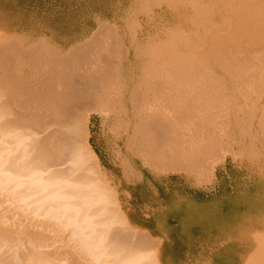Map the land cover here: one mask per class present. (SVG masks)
I'll return each mask as SVG.
<instances>
[{
  "label": "rangeland",
  "instance_id": "374dc122",
  "mask_svg": "<svg viewBox=\"0 0 264 264\" xmlns=\"http://www.w3.org/2000/svg\"><path fill=\"white\" fill-rule=\"evenodd\" d=\"M0 1L3 2V4L7 3V1H3V0H0ZM15 1L17 0L9 1V5H13V4L17 5L18 3H16ZM159 1L160 0H112L113 5H116V7L109 9V11L107 12V15L111 20L110 23L112 22L111 24L115 26V28L112 29V33H111L113 34L114 32L115 34L113 35L115 36L114 37L112 36L113 38L108 36L109 39L107 41L109 42V44L112 45V46L110 45V47H113V48L112 49L108 47L106 48H108L107 50H109V53L111 54V55H108L107 57L109 56L113 57L114 53H115L114 56L115 55L116 56L113 57V59L112 57H109L112 60L108 58L109 60L107 59L108 61H106V63L108 64L110 63L111 65L110 74L113 75L115 73L113 75L114 79L112 80V82L106 80V82L109 83V87L111 86L110 88L107 87L108 85L107 86L105 85V82L104 83L101 82V84L98 83L96 86H94L96 88V90L94 91L93 89L94 87H88L85 85L86 79H84L85 77L81 76L79 73H78V76L76 75L75 78L73 77L76 80V81L74 80V82H76L77 84L75 85L73 83V79L71 83L72 86L75 85L73 86L74 89L71 86L73 89L72 93H75V96L72 93H70L72 89L69 90L66 83H64L66 85L65 87L62 81H58V83L56 84L57 88L55 87L54 88L55 90L60 91V92L61 90L62 91L65 90L67 91V93L70 91L67 94L68 99H66L65 103L63 104L64 108L66 107L65 110L69 109L70 112L68 113H70V115L72 113L73 114L75 113L73 115L74 117L76 115L81 117V118L77 117V120L81 119L84 122L86 129H88L87 130L88 132L86 133V138H85L86 140L85 139L83 140L87 141L88 143L90 142L89 144L91 145V147L93 148L95 147L96 150L101 153V158L105 159V162H103L104 163L103 173L106 179L109 181V184H111V186L109 187L113 190V193H112L113 196L115 198L119 197L121 200V204H122L123 195H124V201H125V194L129 193L126 196V200L130 201V203L128 201H125V204L128 207L130 214L134 218V223L135 221H137V224H138L137 227L145 231L147 235H152L153 239L150 240L149 243H156L155 244L156 246L160 245L159 252H160V255H162L164 264H194L193 257H194L195 245H197L201 249L200 252H198V255H200V261L203 264H227L224 258L226 257V255H228V252L231 251L232 248L233 249L237 248L240 251V255H241V257L239 255V259H241L240 262L242 264H245L247 258H249L251 254L250 250L254 247L255 248L252 249L253 251H255L254 253L255 257H253V260H254L253 264H264V231H263L264 226H262L264 225L263 217L259 218L261 220H257V222H253L252 224L251 223L247 224L246 227H244V225L242 224H239L238 225L239 227L236 226L231 231V235H232L231 239L227 238L224 241L221 239V235H219L220 242L210 249L208 242H210L211 244L210 239L214 240L213 238L216 236V235L211 236V230L213 226L212 223L216 220L217 217L208 219L206 215L210 211L208 210L207 212L205 209V208H208L212 211L214 210L220 211L217 213L219 216V222H220V232L225 233V225L228 222V217L231 214H233V212L239 209V198L241 197L242 191L247 192L246 179L244 182L245 185L242 186L240 181L237 179V175L246 174L245 175L246 178L250 180L252 177L256 178L257 182L262 187L264 185V136H263L264 135V123H263L264 122V84H263L264 83V72H263L264 71V57H263L264 52H262L264 51L263 49L264 38L261 40L262 37H260L259 40H257L259 36L255 35V36H258L256 37V41L254 40L249 41V42L246 41L245 44L243 43L244 40H242L240 41V46H239L240 49H237L238 47H236L235 49L237 50H235L233 46H237L236 43L239 44L237 41L236 43H234L235 45L233 44V46H231L232 49H234V51L230 47L229 49L230 53L229 51L227 52V54L228 55L230 54V56L224 59L225 61L223 64L218 65V63L214 59H210L206 56L208 54L211 55V50L213 49L212 47L214 46V44H212V39H214L216 36L213 34V38H212V33H216V32L219 34L221 33L220 34L221 36L222 35L225 36L224 34L225 32L228 34V31H230L232 29L231 27L233 26V25L231 26L230 24H232L233 22H237L238 20L234 18V20L236 21L232 20L233 21L232 22L231 15L234 11H237V12L239 10L242 11L243 9L242 4H246V5L249 4L251 7L250 8V7L245 6L246 9H244L242 12L245 11L247 13L248 9L249 10L254 9V12H252V14H257V15H252V16L257 17V20L256 19L254 20L253 18H251L250 13L249 14L243 13V14L246 15L247 17L249 15L250 17H248V19L249 18H251V20L253 19L256 23V26L257 24H259L258 21L260 22L264 21L262 19L264 18V9L259 8V5L262 4L263 1L260 2L261 0L260 1L255 0L257 2H260V4L258 5V8L260 9V11L263 10L262 13H259V10L256 8L257 6L255 7L257 3H255L254 6H251L250 3H252L253 5L254 3L253 0L251 2H248V0H234L233 6L231 3L232 0L230 1L229 0H213V2L211 0H210L211 2H209V0H203V1L202 0H195V1L194 0H187V1L181 0L183 2H181L180 0H161V2ZM176 1L177 2L179 1L183 4L179 2L177 3ZM206 1L208 2L206 3ZM214 1L216 2V4ZM219 1L221 2L219 3ZM91 2L92 0H80L77 3L80 6H83L85 3H91ZM193 2L194 4L195 3L196 4L191 5V3ZM240 2H243V3H240ZM211 3L212 5H210ZM208 4L210 6H208ZM229 4L231 5V7L227 8ZM237 6H239L238 9H237ZM220 7L222 9H220ZM213 8H214V12L216 11V13H213V11H211L213 10ZM198 9H200L201 11H199ZM195 10H197V13ZM207 10L208 11L210 10L209 13L211 15L208 13ZM206 11L208 14L206 13ZM226 11L231 13V14L229 13L230 16L228 15ZM199 13H200L199 17L198 15L196 17V14H199ZM235 13H234L235 17L240 14L238 18L241 19L242 23L244 22L243 17L244 19L247 18L243 16L242 13H239V12H238L239 14L238 13L235 14ZM213 14H215L216 16L214 15L215 17H212ZM258 14H259V17L261 16L260 18H258ZM207 15H210V16H207ZM234 15H232V17H234ZM241 15L243 16L242 18H240ZM228 16H229V20L224 21L228 19V18L226 19V17ZM203 18L204 20L209 19L207 20V24H206V21L203 20ZM95 19L101 22V20H99V17ZM249 20H246V21L251 22ZM99 22H98V25H99ZM226 22L227 23L229 22V24H227ZM241 22L240 24H242ZM202 23L203 24L205 23L204 24L205 26ZM247 23L245 24L246 26L243 25L244 23L242 25L245 26L246 28H248L249 26V28L251 29L249 30V32H253L256 30L257 32L261 31L262 33L261 32L259 33L263 34L262 36H264V33H263L264 30H260L263 27L262 25L264 24V22H261L262 27L259 24V27H261L260 29L258 26L257 28L254 27L255 23L253 25L251 24L248 25ZM102 24L104 23L102 22ZM240 24L236 23L235 25L238 27V25L241 26ZM235 25L234 27L236 28ZM243 26L241 28L244 29ZM241 28L240 29L236 28V30L237 31L241 30ZM207 30L210 33L209 35L207 34L208 33ZM244 31H241V32L243 33ZM246 31L248 30L246 29ZM234 32H235V29H234ZM241 32L238 33L239 35L237 34L239 38L242 36ZM249 32L248 34H245V38L247 36L249 37L251 36L250 39H255L253 35L256 33L254 32V34H249ZM227 34L226 36H229L230 38L231 36L233 37V35H227ZM210 36L211 38H209ZM234 37H236V35ZM231 41L235 42V39L233 38ZM157 42L159 43L162 42L163 44L162 43L161 44L163 46L158 44ZM155 43H157L158 45ZM106 46L108 45L106 44ZM158 46H160V48H157ZM161 46L162 48L163 47L166 48V49H163L165 52L162 51ZM243 46H246L245 48L246 50H248L247 51L248 54H246V50L245 51L241 50L242 48L244 50ZM113 49H114V52L112 51ZM155 49L158 52H156ZM175 49L176 50L178 49V50L176 51ZM259 49L261 50L263 49V50L260 51ZM104 51L105 50L103 49V53ZM193 51H198V52L201 51V53H198V52L195 53ZM205 51L207 53H205ZM240 51L241 53H239ZM142 52L144 54H142ZM197 53L199 54L198 56H197ZM242 53H243V56L241 57ZM1 54H0V59H1L0 64L2 63L8 66V74H10L9 73V70H10L11 73L14 72V74L16 73L15 75H18V79H17V76L14 78V75H13V77H11V80L15 79L13 82L17 81L16 83L18 85L22 83L21 82L22 80L28 82L29 81L28 79L31 77L28 76V79H27L26 76L27 74L29 75V73L32 76L31 69H33V67H35L34 69H36L38 62L35 61L33 58L32 60L28 58L29 61H24L25 59H23L24 61L23 63V61H21L22 60L21 58H25V57H23V55L21 56V53L20 55L18 53L19 57H15L16 58L15 61H13L14 57L13 59H11V57L10 58L8 57V60L6 57H4L6 58V61H7L6 62L3 59V56ZM249 55L250 56L252 55V57H250ZM201 56L205 58H202ZM170 57H172L173 59ZM174 57L175 58L179 57L181 61L179 60L180 62H177V58L175 59ZM230 57L233 58L234 62L232 58L230 59ZM191 59L195 60L198 63L197 65L195 64L196 66L193 65L195 66V68L188 67L190 66L189 62H195ZM247 59L248 61H245ZM168 60H170L171 62L172 60L174 61L170 63ZM250 61L252 62L250 63ZM8 62L10 63L7 64ZM183 62L188 66L184 64L186 68L184 66V69L182 68L183 69L182 71L187 70L189 73V70L193 69L191 73L193 74L195 73V75L190 76V74H187L190 76L187 79L189 81H187V83L186 81H184V83H186L184 84V89H187L188 92L184 91L183 93L182 92L184 90L183 88H182V91L180 90L181 93H178L179 92L178 90L177 92H174V93L183 95L182 98L179 95V98H181L179 99L177 97L178 94H176L177 96L173 93L170 94V92H173V90H170L169 88L171 87L172 89V87L174 86V83L176 82V79H175L176 75L180 77L185 76L184 78L188 77L186 76L185 73H184L185 75L180 74V73H183L182 71L177 74L174 71L175 66L177 68H181V66L178 63L183 64ZM209 62L211 63V66ZM212 64L213 66H216L217 68L216 67L214 68ZM203 65L206 66V69ZM166 66H169L172 69L170 70L169 67H167L168 68L167 69ZM160 67L162 69H160ZM201 67L203 68V70ZM116 68L117 69L119 68L118 72ZM194 69H197L195 70L196 72L194 71ZM227 69L229 70L227 71ZM236 69H239V71H236ZM168 70L171 71L173 74L175 73L174 76ZM233 71H235L236 74H233ZM0 72L2 73V74L0 73V89L8 86L6 89L4 88L2 89V91L6 95H4L2 92L1 93L4 95L3 97L7 96V99L5 97L2 99L5 103H3L2 101L1 102L7 108L9 104L12 105V106H9V108L11 109V110L9 109V112L13 114V116L9 117V119H12L14 116H17V115H22L21 112L23 111L21 110L26 111V109L28 108L27 103L31 104V101H28L29 99L34 101L32 102L30 106H39L40 102L39 100L37 101V97H40L43 95L37 94V90L35 88L37 87L36 85L35 86L28 85V84H24L25 83L24 82L23 83L24 85L23 84L20 85L22 87V91H21V88L18 85L16 87L15 83H12L10 81V83H12V86L14 84V88L16 87L17 89L16 91L15 89L13 91V87L9 86L8 83L6 84V86H4L5 84L3 85L4 83L3 79H5V77L3 76L5 75L3 73L5 72L3 71V66L0 69ZM197 72L200 75L199 74L197 75L196 74ZM249 72L250 73L252 72V73L250 74ZM170 74L173 77L169 76ZM205 74L211 76V80H208L206 84L205 83L203 84L204 80L203 81L201 80L202 83L200 81H195L197 78L198 79L203 78L202 75H205ZM1 76H3V78ZM24 76L28 81L25 78H23ZM145 76L151 80V82L149 81L148 84H147L148 82L147 78H145ZM40 77L36 78L38 79V82H36V84L37 83L40 84L39 83ZM143 77L146 80H144ZM153 79L154 80L156 79L155 80L156 82ZM171 79L174 80V82ZM190 79H192L191 82H190ZM165 80H168V81L171 80L173 84L169 86L170 84L168 85V81L166 82ZM144 81H146V85ZM163 82L167 84V86L166 87L164 86V88L162 87ZM81 83L83 85L82 87H83L84 92L81 93L79 91L80 92L79 93L77 91L80 90L79 85L81 86ZM176 83H178V81ZM211 84H212V87L214 88L216 87L215 89L218 91L217 93L219 94L221 93L220 95L216 94L215 93L216 91L213 92V90L215 89L212 90L211 94H210V91L206 90L205 92L204 86L211 85ZM217 84L219 86H217ZM152 85H155V86L150 88ZM156 85H157V88H156ZM54 86H55V83H54ZM76 86L77 88H75ZM64 87L66 89H64ZM220 87L222 88L221 91L219 90L221 89ZM101 88H103V90ZM106 88L110 89L109 91H112L111 92L112 94L110 95L111 97L109 98L110 101L108 102H104V99H105L104 97H106L105 95L107 94V93L105 94V90L107 91ZM18 89L21 92H17L19 91ZM162 89H165V91L167 89V91L165 92L166 94H163L161 92ZM34 90H36V92ZM98 90L100 91V93ZM28 91H33L32 93L34 95ZM85 91H89V92H85ZM159 91L161 93H159ZM13 92L17 93V95L13 94ZM156 92H158V94H156ZM185 92L189 93V95L186 94ZM18 93L20 96L18 95ZM87 93L89 94L92 93V95L90 96L91 98H89V94ZM24 94L26 95L24 96ZM27 94L29 95L27 96ZM47 94L46 93L44 94L47 96V98L46 96H44L46 99L51 98L52 100L56 96L54 95L55 92L53 94L52 93H47ZM69 94H71V96H74L76 98H73L71 96L69 97L68 96ZM81 94H83L82 97H81ZM191 94L193 95V97L196 94L195 99H194L195 101L192 100V98H191L192 102L189 100L191 97ZM9 95H10V100L8 98ZM163 95H164V98L166 97L165 99L163 98ZM57 96L59 95L57 94ZM100 96L102 97V99L103 98L104 99L100 100ZM218 96H220L221 98ZM11 97L14 99H11ZM157 97H159L160 99L158 98L159 99L158 100ZM185 97L186 99L188 98L187 99L188 101L185 100ZM15 98H17L18 100ZM87 99L90 101V103L88 102ZM12 100H14L13 103H11ZM77 100L78 101L80 100L78 104L80 103L81 105L74 103V101L76 102ZM81 101L83 102V104L84 102L85 103L87 102L88 104L86 103L83 105ZM184 101L188 103L187 106L191 103V105H189L188 111L185 107L180 108L181 104L184 105L185 103ZM6 102L8 105L6 104ZM96 103L98 104L95 105ZM111 103H113V106ZM193 103H195V107H193L194 105ZM14 104L16 106H14ZM25 104L27 105V107H25L26 109H24ZM40 105L41 106L38 108L27 109V111L29 110L28 112H30L31 114L37 113V115L39 111L40 116L43 113L45 114L47 113V115L50 114L49 116H51L52 111L47 106L43 108V105L41 103ZM72 107L74 108V111L72 110ZM46 108L49 111V113L48 111H40L44 109L46 110ZM94 108H96V110ZM36 109L38 111H35ZM143 109L145 110L143 112L144 115L146 114L149 115V113H153V111H154L153 113L154 115L156 113L157 115L158 113H162L163 114L161 115L162 117L166 115L164 117L166 121L165 120L164 121L166 125H169L170 123L169 127L166 126L167 129L165 130V131H168L169 129L170 130L169 133L162 131L164 134L166 133L164 137L161 136L162 138L160 139L156 137L158 136V133L163 134L162 132H158V133L156 132V135L154 134L155 137L157 138V140H155L154 143L156 141L157 142L154 144L155 145L154 150L152 151H154L157 156L155 154L152 155V153H150L146 145L143 144L140 139L141 135L139 134L141 133L138 132L139 127L137 125L141 123L142 121V118H143L142 110ZM182 109L183 110L185 109L187 112L185 111H183L184 113L181 112ZM65 110L64 111L62 110V113L63 112L66 113ZM178 110L180 111V113ZM40 112H43V113H40ZM25 114H28V113H25ZM170 115H172L173 117ZM167 118L171 120L169 123H167V120H168ZM178 118L179 119L182 118V122L181 120H177ZM172 121H174L173 125L175 122L179 121L177 122L178 124L175 125L176 127H174L176 129L179 126L177 129H180V130H178L177 133H176L177 129L176 131H174L173 130L174 128H172L171 126ZM185 121L187 123H185ZM179 124L181 125V127ZM51 127H46V132L41 133L40 137H44V135H47V133H49L52 130L54 131L57 129H62V126L60 125H53ZM181 129L183 130V132ZM194 130L198 134L201 132L203 136H201L200 135L201 133H200L198 137V134L194 133ZM179 133L181 135H179ZM167 134H169V136ZM154 135H152V137ZM158 137H160V135ZM169 137L172 139H168ZM174 137L177 143L175 141L173 142ZM188 137L190 138V140ZM198 140L200 142L199 145H198L199 143ZM204 141H207V143L209 142L208 143L209 145L205 143ZM157 143L160 148L156 146ZM169 143L172 145H170ZM190 143H192V145L195 144L194 148ZM202 143L205 144L203 145L204 152L205 153L207 152V153L205 154L206 156L203 153L202 154L204 156L203 155H200V156H203V158H205L206 161L201 159V157L199 158L198 154H200V151H197L198 149L203 151L202 150L203 148H200ZM187 144H189L190 146ZM206 144L210 146V149L207 148L208 150H206V147H207ZM145 148H147V150ZM190 150L191 152L194 153L193 154L194 159L191 157L192 161L190 160L189 162L185 160L186 157L184 158V156L188 154ZM230 150L232 153L230 152ZM208 151L210 153H208ZM147 154H150L151 156L148 155L149 157H147L146 159ZM210 154H212V158ZM154 155L155 157H153L154 158L153 159L152 156ZM196 155L199 158V159L197 158V160L195 157ZM150 157L152 159L151 162L149 160ZM176 157L178 160L176 159ZM213 157H215L214 160H213ZM159 159H161L163 162L166 161L165 164L167 162H168L167 164H170V162H173V161H177L181 163L183 162V164L179 163L180 164L179 167L176 164L175 166L171 165V167L169 165L171 169L164 167L163 164H161V167H160L161 160ZM202 160L204 163H208V164L202 163ZM191 163H193V165H191ZM189 166L192 168H190ZM186 167H189L190 169L189 168L186 169ZM242 168L245 169V172L238 173L242 170ZM257 187H258L257 185H253L254 189H256ZM2 199L3 198L0 197V201H1L0 205L2 204L1 205L2 207L0 206V209H1L0 219H2L1 220L2 222L6 221L5 225L7 228H11V229L18 228V240L20 241L21 239V241H25V244L22 246H30L31 240L41 243L39 245L41 251L47 253L51 257V260H53V262L55 261L54 264H92L90 260L87 259L88 256H85L82 253V251L78 249V246L76 245V243L72 239H70L71 235L68 230L64 231L63 227L61 228V226H58L54 221L48 222V221H44L41 218L33 219L32 217H29L26 213L24 215V212L19 209L17 211L14 208L13 204H11V202L9 206V201H7V199H6V202H5V199L4 201ZM206 203L208 204L205 205ZM199 204H201L200 207H198ZM11 205L13 209L11 208ZM8 207L11 208L12 211ZM229 208L231 209L229 210ZM13 211L15 212L13 213ZM237 212H239V210ZM10 213L12 214V217ZM16 217L18 219V226L17 225L13 226V223H14L13 221L16 219ZM150 231H152V234H150ZM19 241H18V245L21 243V241L20 242ZM11 242L12 244L15 243L13 240H11Z\"/></svg>",
  "mask_w": 264,
  "mask_h": 264
},
{
  "label": "bare ground",
  "instance_id": "6f19581e",
  "mask_svg": "<svg viewBox=\"0 0 264 264\" xmlns=\"http://www.w3.org/2000/svg\"><path fill=\"white\" fill-rule=\"evenodd\" d=\"M3 1H7V3L3 4V2L0 1V52L2 51L1 52L2 54L1 53L0 54L3 56V59L5 61H6V58L8 60V57L9 58L11 57V59H13V57H14L13 61H15V59H16L15 57H19V55L21 53V56L23 55V57H25V58H21L22 59L21 61H23V59H25L24 61H29L28 58H30V60H32V58H33L35 61L38 62L36 69H34L35 67H33V69H31L32 70V76L30 75L29 72H28L29 75L27 74V76H26L27 79H28V76L31 77L28 79L30 82L24 76L23 78H25L28 82L22 80L21 81L22 83H20L19 85L16 83L17 81L13 82L15 79L12 78L13 80H11V77H13V75H14V78L17 76V79H18V75H15L16 73L14 74V72H12L13 73L12 74L10 72V70H9L10 74H8V66L1 63L0 69L3 66V71H5V72H3L5 74V75H3L5 77V79H3V81H4L3 85L5 84L4 86H6V84L8 83L9 86L13 87V91H14V89H15V91L17 90L16 89L17 85L21 88V91H22V87L20 85H22L24 82H25L24 84L33 85V86L36 85L37 87H35V88L37 90V94L43 95V96L37 97V101L39 100V102L43 105V108L45 106H47L52 111V114H51V116H49L50 114L47 115V113L45 114L43 112H40V113H43L40 116L39 111L37 109L35 111H38V115H37V113L31 114L30 112H28L29 110L27 111V109L38 108L41 105L39 103V106H30L32 104V102H34V101L27 99L28 101H31V104L27 103L28 104L27 109L25 108V107H27V105L26 104H25L26 106L24 105V109H26L27 112L24 110H21V111L28 113V114L21 112L22 115H17V116H14L12 119H9V117L13 116V114H11L9 112V109H10L9 106H12V105L9 104V106L7 108L4 104H2V102L5 103L2 99L5 97L7 99V96L3 97L4 95H6L2 91V89L4 87L0 89V197L3 198L2 199L3 201L5 199V202L7 199V201H9V206H10V202H11V204H13L14 208L17 211H18V209L23 211L24 215L26 213L29 217H32L33 219L34 218H37V219L41 218L44 221H48V222L54 221L58 226H61V228L63 227L64 231L68 230L70 232V235H71L70 239H72L76 243V245L78 246V249H80L85 256H88L87 259H89L92 264H164L163 259H162V255H160V252H159L160 245L156 246L155 245L156 243H149V241L153 239L152 235H147V233L145 231H143L142 229L137 227V225H138L137 221H135V223H134V218L130 214L129 209L125 204V201H128V200H126V196L129 193L125 194V201H124V195H123L122 204H121V200L119 197L115 198L113 196V194H112L113 190L109 187V186H111V184H109V181L106 179V177L103 173V164H104L103 162H105V159L101 158V153L98 152L95 147L94 148L91 147V145L89 144L90 142L88 143L87 141H85L86 140L85 139L86 133L88 132L87 131L88 129H86L84 122L81 119L77 120V117H80V116L76 115L74 117L73 115L75 113L74 114L72 113L70 115V113H68V112H70V110L69 109H67L69 111L65 110L66 107L64 108V106H63L66 99H68L67 94L70 92L69 90H71L72 87L77 84L76 82H74V80H75L74 78L76 75L78 76V73L81 76L85 77V78L84 77H82V78L86 79L85 85L88 87H94L98 83L101 84V82H103V83L105 82V85L106 86L108 85L107 87H109V83L106 82V80L112 82V80L114 79L113 75L115 73L113 75L110 74L111 73V67H110L111 65H110V63L109 64L106 63V61H108L110 59L109 57H112V56L107 57L108 55H111L109 53V50H107V49L113 48V47H110L111 44H109V42L107 40L109 39L108 36H110V37L115 36V35H113V34H115L114 32H113V34H111L112 29H114L115 26H113L111 24L112 22L110 23L111 20L108 17L107 12L109 11V9L116 7V5H113L112 0H92L91 3H85L83 6H80L77 3L80 0H17L18 2L15 1L16 3H18L17 5H14V4L9 5V1H12V0H3ZM211 1L213 2V0H211ZM211 1L209 0V2H211ZM233 1L234 0H232V2H231L232 6L234 4ZM251 1L252 0H248V2H251ZM258 1H260V0H258ZM262 1L264 3V0H261L260 2H262ZM159 2H161V0ZM181 2H183V1H181ZM181 2H179V3H181ZM207 2L208 1H206V3ZM220 2L221 1H219V3ZM253 2H254L253 5H252V3H250L251 6H254V4L257 3L255 5V7L257 6L256 8L259 10V13H262L263 10L260 11V9H264L263 3L260 4V2H257L255 0H253ZM197 3H198V1H197ZM240 3H243V2H240ZM181 4H183V3H181ZM192 4H194V2L191 3V5ZM215 4H216V2H215ZM230 4L227 6V8L231 7ZM259 4L261 5V7L263 5V7L261 8ZM210 5H212V3ZM210 5L208 4V6H210ZM248 5L242 4V7H243L242 11L244 9H246L245 6L250 7V5L249 6ZM258 5H259L260 9L258 8ZM213 6H214V4H213ZM238 8H239V6H237V9ZM196 9H197V7H196ZM200 9H198V10L201 11ZM220 9H222V8L220 7ZM232 9H234V8H232ZM195 11L197 13V10H195ZM207 11H206V13H207ZM209 11H208V13H209ZM211 11H213V13H216V11L214 12V8ZM242 11L239 10L238 12L242 13L243 16L247 17L246 15H244L246 12L245 11L242 12ZM235 12H237V11H234L232 13V15H234ZM252 12H254V9L253 10L248 9L246 14L250 13L251 18H253L254 20L255 19L257 20V17L252 16V15H257V14H252ZM227 13L229 15L230 12H227ZM237 13H235V14H237ZM197 15L199 17L200 13L196 14V17H197ZM204 15H206V14H204ZM210 15H207V16H210ZM214 15L215 14H213L212 17L216 16V15L215 16ZM232 15H231V21L232 20L236 21V20H234V18L238 19V20H237V22L232 21L233 23L230 24L231 26L233 25L231 27L232 28L231 30L234 32V29H235V32H237V33H235V32L233 33L231 30L230 31L233 34L230 31H228V34L226 32L224 33L225 36L224 35L221 36L220 35L221 33L219 34L217 32L212 33V38H213V34L216 36L214 39H212V44H214V46L213 47L211 46L213 48L211 50V55L208 54L206 56L210 59H214L218 63V65L223 64L225 61L224 59H226L227 57L230 56V54L228 55L227 52L229 51L230 47L233 46V44L236 43L237 41L239 44L236 43L237 46H233L234 49L236 47H238L237 49H240L239 48L240 41H242V40H244L243 43L245 44L246 41H248V42L252 41V40L256 41V37H258V36L259 37L257 38V40H259L260 37H262L261 40L264 38V36H262L263 34H261L262 32L259 30L258 31L261 33L257 32L256 29H255L256 31L249 32V30H251V29L249 28L248 25H250V24L253 25L255 23V21L253 19L252 20L254 22L251 20V18H249L250 20L248 19V17H250L249 15L246 19H244V17L241 15L240 18L243 17V20H244L243 23L244 24L241 22V19L238 18V16H240V14L238 16H236L237 18L235 17V15H234V17H232ZM193 16H194V14H193ZM202 16H201V18H202ZM229 16L226 17V19L228 18L227 20H224L223 18L222 19L224 21H228ZM98 17H99V20H101V22H99L95 19ZM260 17L258 14V18H260ZM175 18H177V17H175ZM210 19H211V17H210ZM262 19L264 20V18H262ZM203 20H204V18H203ZM207 20H209V19L204 20V21H206V24H207ZM246 20H249L251 22H248ZM258 20H260V19H258ZM98 22H99V25H98ZM102 22L105 25L102 24ZM117 22H118V20H117ZM240 22L243 25H245L248 22L247 26L249 29L245 27L246 25L243 26L242 24H240ZM258 22L261 26V24H262L261 22H264V21H261V22L258 21ZM234 23L235 24L238 23L241 26L238 25V27H237ZM101 24H102V26H101ZM216 24H215V26H216ZM227 24H229V22ZM259 24H257L258 27H259ZM234 25L236 26V28H239V29L243 26L244 29L241 28V30H238L239 31L238 32L236 30V28L234 27ZM99 26H100V28H99ZM257 26L255 23L254 27L257 28ZM262 26H261L262 28L259 27V29L261 28L260 30H264L263 29L264 24ZM233 27H234V29H233ZM245 28L248 31H246ZM252 28H253V26H252ZM208 30H207V32H208ZM253 30H254V28H253ZM241 31H244L245 33L244 32L242 33ZM240 32L242 33V36H241L242 39H241V37L239 38V36H238L239 35L238 33H240ZM248 32H249V34H254V32H255L256 34L253 35L255 37V39H250L251 36L250 37L247 36L246 37L248 39L247 40L245 38V34H248ZM207 34L209 35L210 33L208 32ZM226 34L227 35H233V37L231 36V38H230L229 36H226ZM234 34L236 35V37H234L235 36ZM260 34H261V36H260ZM208 35H207V37H208ZM255 35H258V36H255ZM209 38H211V36ZM233 38L235 39V42L231 41ZM239 39H241V40H239ZM114 40H115V38H114ZM159 42H157V43L160 45L163 44L162 42H161L162 44ZM231 42H233V43H231ZM157 43H155V44H157ZM106 44L108 46H106ZM200 44H201V42H200ZM155 46H154V48H155ZM162 46H161V49H162V51H164L163 49H166V48H164V47L162 48ZM262 46H263V44H262ZM106 47H108V48H106ZM173 47H174V45H173ZM243 47H244V50H243V48L241 50L245 51L246 46H243ZM157 48H160V46H158ZM204 48H206V47H204ZM103 49L105 50L104 53H103ZM231 49H232V47H231ZM234 49H232V50L234 51ZM237 49H235V50H237ZM253 49H254V47H253ZM263 49H264V47H263ZM150 50H152V49H150ZM203 50H205V49H203ZM259 50L262 51L261 49H259ZM112 51L114 52V49ZM155 51H156V49H155ZM201 51H202V49H201ZM201 51L200 52L193 51V52L201 53ZM247 51L248 50H246V54H248ZM143 52H142V54H144ZM156 52H158V51H156ZM262 52H264V51H262ZM3 53H4V55H3ZM18 53H19V55H18ZM159 53H160V51H159ZM198 53H197V56L199 55ZM205 53H207V52L205 51ZM229 53H230V51H229ZM239 53H241V51ZM8 54H9V56H8ZM114 54H113V57L116 56V55L114 56ZM187 55H189V54H187ZM195 55H193V56H195ZM242 56H243V53L241 54V57ZM4 57H6V58H4ZM113 57H112V59H113ZM182 57H181V59H182ZM250 57H252V55ZM165 58H166V56H165ZM170 58H172V57H170ZM178 58H177V62H180L181 60H180V58L179 59ZM202 58H205V57H202ZM231 58L232 57H230V59ZM247 58H249V57H247ZM112 59H110V60H112ZM230 59H228V60H230ZM115 60H117V59H115ZM170 60H168L170 63H172L174 61V60H172V62H171ZM191 60H193V59H191ZM232 60H233V58H232ZM24 61H23V63H24ZM193 61H195V60H193ZM208 61H209V59H208ZM245 61H248V59ZM233 62H234V60H233ZM251 62L252 61H250V63ZM9 63L10 62H8L7 64H9ZM189 63H190V66L186 65L184 62H183V64L178 63L181 66V68H177L175 66L174 71L176 72V74L181 72L184 69L185 65L188 66L189 68H195V66L198 64L196 61L195 62H189ZM238 63H239V61H238ZM115 64H116V62H115ZM209 64L211 66L210 62H209ZM253 64H255V63H253ZM108 65H109V67H108ZM168 65H170V64H168ZM182 65H183V67H182ZM193 65H195V66H193ZM239 65H240V63H239ZM186 66H185V68H186ZM203 66L206 69V66L205 65H203ZM212 66H213V64H212ZM167 67H169V66H166V68ZM213 67L215 68L216 66H213ZM166 68H164V69H166ZM118 69H117V72H118ZM160 69H162V68L160 67ZM169 69L171 70L172 68L169 67ZM197 69H194V71ZM192 70L190 69L189 73L187 70L182 71L183 73H180V74L185 73L186 76H188L187 78H184L185 74L183 75L184 77H180V76L176 75L175 79H176V82L178 81V83L175 82L172 89H171V87L170 88L168 87L170 90H173V92H170V94L173 93L176 95L178 93H181L180 90L182 91V88L184 89V84H186L187 81H189L187 79L191 75H195V73L194 74L191 73ZM202 70H203V68H202ZM228 70L229 69H227V71ZM206 71H205V73H206ZM211 71H213V70H211ZM236 71H239V69H236ZM169 72H171V71H169ZM198 72L196 73L197 75L199 74ZM258 72H260V71H258ZM174 74H173V76H174ZM187 74H190V76ZM233 74H236L235 71H233ZM3 76H1V77L3 78ZM169 76H171V74ZM173 76H171V77H173ZM202 76H203V78H199V79L197 78L195 81H200L202 83V81L204 80L203 84L204 83L206 84V82L208 80H211L210 75L205 74ZM37 77H40L39 78L40 84H38V83L36 84V82H38V79H36ZM87 78H88V80H87ZM145 78H147V81H148L147 84L149 83V81L151 82V80L148 77L145 76ZM145 78H144V80H146ZM159 78H161V77H159ZM182 78H184V79H182ZM72 79H73V83L75 84L73 86L71 85ZM171 80L170 81L165 80L166 82L168 81V85L170 84L169 86H171L173 84L172 81L174 82V80H172V81ZM191 80L192 79H190V82H191ZM10 81L12 83H15V85H16L15 88H14V84L12 86V83H10ZM58 81H62L63 84L66 83V85L69 89L68 93L65 90L64 91L61 90V92L55 90V88H57L56 84L58 83ZM161 81H162V79H161ZM184 81H186V83H184ZM260 81H262V80H260ZM53 82L55 83V86H54ZM144 82L146 85V81H144ZM248 83H250V82H248ZM159 84H160V82H159ZM1 85H2V83H1ZM66 85H65V87H66ZM162 85H163L162 86L163 88H164V86L165 87L167 86V84H165V82H163ZM82 86L83 85L81 83V86L79 85L80 90L76 89V90H78L77 92H79V91L81 93L84 92ZM153 86H155V85H152L150 88H152ZM160 86H158V87H160ZM175 86H176V88H175ZM217 86H219V85L217 84ZM7 87H5L4 89H6ZM65 87H64V89H66ZM75 88H77V86ZM156 88H157V85H156ZM215 88L212 87V84L204 86L205 92H206V90L210 91V94L212 93V90ZM73 89H74V87H73ZM73 89L70 93L73 92ZM93 89H94V91L96 90L95 87ZM101 89L103 90V88H101ZM36 90H34V91L36 92ZM109 90L110 89H107V91L105 90V94L106 93L107 94L105 95L106 97H104L105 99L103 98L104 102L110 101L109 98L111 97L110 95L112 94L111 93L112 91H109ZM177 90L179 92L174 93V92H177ZM219 90L221 91L222 88ZM21 91L19 90L17 92H21ZM160 91H159V93L162 92L163 94H166L165 92L167 91V89H166V91H165V89H162L161 92ZM184 91H187V89H184L182 92L184 93ZM214 91H216L215 93L218 95L221 94V93L220 94L217 93L218 91L216 89L213 90V92ZM28 92L32 93L33 91H28ZM54 92H55L54 95H56V96L54 97L55 99L53 98L54 100L52 99L53 101L51 100V98L46 99L47 96L44 95L45 93L46 94L47 93L53 94ZM65 92H66V94H65ZM77 92H76V94H77ZM85 92H89V91H85ZM5 93H7V92H5ZM99 93H100V91H99ZM108 93H110V94H108ZM114 93H116V92H114ZM13 94L17 95V93H14V92H13ZM57 94L59 96H57ZM72 94L75 96V93H72ZM87 94H89V93H87ZM156 94H158V92H156ZM186 94L189 95V93H186ZM192 94H194V93H192ZM192 94H191V97L189 99L190 101H191V98H192V100L195 99L196 94L194 95V97ZM10 95L8 97L9 100H10ZM18 95H19V93H18ZM25 95L26 94H24V96ZM28 95L29 94H27V96ZM82 95L83 94H81V97H82ZM91 95H92V93L89 94V98H91L90 97ZM179 95L182 98V96H183L182 94H178V96L177 95L176 96L179 98ZM44 96H46V98ZM68 96L70 97L71 94H69ZM74 96H71V97L76 98ZM207 97H209V96H207ZM218 97H220V96H218ZM158 98L159 97H157V99ZM163 98H164V95H163ZM181 98H179V99H181ZM11 99H14V98L11 97ZM15 99H17V98H15ZM24 99H25V97H24ZM101 99H102V97L100 96V100ZM174 99H175V97H174ZM187 99L185 97L186 101H188ZM13 101L14 100H12V102L11 101L10 102L13 103ZM54 101H56V102H54ZM79 101L78 100L76 102L74 101V103L78 104ZM95 101H96V99H95ZM88 102L90 103L89 100H88ZM162 102H160V103H162ZM23 103H24V101H23ZM81 103L83 104L82 101H81ZM86 103L84 102V104H86ZM6 104H7V102H6ZM15 104H14V106H16ZM97 104L98 103H96L95 105H97ZM111 104L113 106V103H111ZM187 104H188L187 102H185L184 105L181 104L180 108L185 107L188 111L189 105H191V103L188 106H187ZM193 104H194L193 107H195V103H193ZM20 105H21V103H20ZM78 105H81V104L79 103ZM112 106H110V107H112ZM114 106H115V104H114ZM102 108H104V107H102ZM94 109L96 110V108H94ZM251 109H253V108H251ZM62 110L63 111L65 110L66 113H64V112L62 113ZM72 110L74 111L73 107H72ZM35 111H33V112H35ZM40 111H48V110L46 108V110L44 109V110H40ZM88 111H89V109H88ZM144 111L145 110L143 109L142 110V117H143L142 121H141V123H139L137 125L139 127L138 132L141 133L139 135H141L143 138L142 139L140 136L142 143L146 145V147L148 148L150 153H152V155H153V154H155V152L152 150H154V146H155L154 144L157 142L156 141L154 143V141L157 140V138L160 139V138L164 137L167 132L169 133V131H170L169 129H168V131H165V130L167 129V127H169V125H170L169 122L171 120L167 118L168 119L167 123H169V125H166V123H165L166 119H164V117L166 115L164 117H162L161 115H163V114L158 113V115L160 114L158 116L156 111H155V113H156L155 115L153 114L154 111H153V113H149V115H147V114L144 115L143 114ZM183 111L187 112L185 109L184 110L182 109L181 112H183ZM15 112H16V110H15ZM18 112H20V111H18ZM31 112H32V110H31ZM48 113H49V111H48ZM179 113H180V111H179ZM179 113H178V115H179ZM77 114H78V112H77ZM46 115L49 118H47ZM170 116H172V115H170ZM250 119H251V117H250ZM177 120H181V122H182V118L181 119L178 118ZM186 121H185V123H187ZM173 122L174 121L171 122L172 128L176 127L175 125L178 124L177 122H179V121L175 122L174 125H173ZM53 125H60V126H62V129H57L54 131L52 130L49 133H47V135H44V137H40L41 133L46 132V127H51ZM180 127H181V125H180ZM176 129L174 128L173 130L176 131ZM178 130H180V129H177L176 133L178 132ZM162 131H165L166 133L164 134ZM156 132L157 133L162 132L164 135L161 133H158V136L160 135V137L156 136L157 137L156 138L155 137ZM182 132H183V130H182ZM194 133H196L195 130H194ZM174 134H175V132H174ZM186 134H188V133H186ZM196 134H198V133H196ZM199 134H198V137H199ZM152 135H154L153 136L154 138L152 137ZM167 135L169 136V134H167ZM179 135H181V134L179 133ZM182 135H183V133H182ZM200 135L203 136L202 133ZM171 137H173V136H171ZM175 137H176V135H175ZM175 137L173 139V142L175 141ZM177 138H178V136H177ZM188 138H187V140H188ZM83 139H85V140H83ZM168 139H172V138L169 137ZM189 140H190V138H189ZM82 141H84V142H82ZM93 141H94V139H93ZM164 142H162V143H164ZM198 142H199V140H198ZM204 142L207 143V141H204ZM176 143H175V145H176ZM178 143H180V142H178ZM192 143H190V144L192 145ZM199 144H200V142L198 143V145ZM170 145H172V144H170ZM187 145H189V144H187ZM194 145H192L193 148H194ZM203 145H205V144L202 143V145L200 147V148H203L202 149L203 151H201L199 149L197 151H200V154H198L199 158L201 157V159L206 161L205 158H203V156L207 152L206 153L204 152V146ZM208 145H207V147L205 146L206 150H208L207 148L210 149V146H208ZM156 146L159 147L158 143ZM227 146H228V144H227ZM147 148H145V149L147 150ZM159 148H157V149H159ZM180 148H182V147H180ZM189 149H190V147H189ZM164 150H166V149H164ZM191 150L189 151L190 154L188 152V154H186L185 156L183 155L184 158L186 157L185 160H187L189 162H190V160L192 161L191 157L194 159V156H193L194 153L191 152ZM230 152H231V150H230ZM164 153H165V151H164ZM208 153H210V152L208 151ZM219 154H220V152H219ZM148 155H150V154H147L146 159H147V157H149ZM155 155L152 156V158L155 157ZM200 155H203V156H200ZM210 155L212 158V154H210ZM187 156H189V157H187ZM195 157L197 160L198 156L196 155ZM214 158L215 157H213V160H214ZM216 158H217V156H216ZM176 159H177V157H176ZM181 159H179V160H181ZM149 160H150V162L152 161L151 157L149 158ZM159 160H161V159H159ZM169 160H170V158H169ZM203 160H202V163H204ZM215 160H217V159H215ZM162 162L163 161L161 160L160 167H161V164H163V166L166 168H170L171 165L175 166V164L179 167V165H180L179 163H181V162L173 161V162H170V164H167L168 163L167 162L166 163L167 165H166L165 164L166 161L163 163ZM181 164H183V162ZM204 164H208V163H204ZM169 165H170V167H169ZM191 165H193V163H191ZM189 167H186V169ZM190 168H192V167H190ZM244 172H245V169L242 168V170L238 173H244ZM245 175L246 174H238L237 175V179L240 181L242 186L245 185L244 182L246 179L247 192L242 191L241 197L239 198V209H238L239 212H237L238 211L237 210V211L233 212V214H231L228 217V222L225 225V233L220 232V222H219V216L217 214L220 211H218V210L212 211L208 208H205L207 212H208V210L210 211L206 215L208 219L217 217L216 220L212 223L213 226H212V230H211V236H213V235H216V236L213 238L214 240L210 239L211 244H210V242H208L210 249L220 242L219 235H221V239L224 241L227 238L231 239L232 238L231 231L236 226H238L239 224H242V225H244V227H246L247 224H250V223L252 224L253 222H257V220H261V219H259L261 217H263V219H264V185L262 187L257 182L256 178L252 177L250 180V179L246 178ZM253 185H257L258 187L256 189H254ZM128 202L130 203V201H128ZM0 203H1V201H0ZM207 204L208 203H206L205 205H207ZM200 205L201 204H199L198 207H200ZM11 208H12V205H11ZM11 208H9V209L11 210ZM230 209L231 208H229V210ZM14 212L15 211H13V213ZM7 214H9V213H7ZM7 217H6V219H7ZM11 217H12V214H11ZM17 217H16V219L14 218L15 220L13 221L14 222L13 226L14 225L18 226ZM2 218H3V216H2ZM1 220L2 219H0V264H54L55 261L53 262V260H51V257L47 253L41 251V249L39 247V245L41 243H38L36 241L31 240L30 246H22L25 244V241H21V239L19 238L21 243L18 245V241H19L18 240V228L17 227H16L17 229H15L14 227H13L14 229L7 228L5 225L6 221L3 220L4 222H2ZM262 226H264V225H262ZM252 232H254V231H252ZM240 233H241V231H240ZM150 234H152V231H150ZM239 235H237V236H239ZM248 235H250V234H248ZM11 240H13L15 243L12 244ZM253 242H254V240H253ZM254 248H252V249H254ZM252 249L250 250L251 254H250L249 258H247L245 264H253L254 263L253 257H255L254 256L255 251H253ZM200 250L201 249L197 245H195L194 257H193L194 264H197V263L203 264L200 261V255H198V252H200ZM239 255H240V251L237 248H235V249L232 248V250L229 251L228 255H226V257L224 258V260L227 262V264H242L240 262L241 259H239ZM240 257H241V255H240Z\"/></svg>",
  "mask_w": 264,
  "mask_h": 264
}]
</instances>
